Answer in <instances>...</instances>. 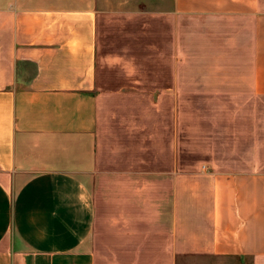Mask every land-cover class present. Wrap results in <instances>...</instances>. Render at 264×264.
I'll list each match as a JSON object with an SVG mask.
<instances>
[{
  "label": "crops",
  "instance_id": "obj_1",
  "mask_svg": "<svg viewBox=\"0 0 264 264\" xmlns=\"http://www.w3.org/2000/svg\"><path fill=\"white\" fill-rule=\"evenodd\" d=\"M123 1L165 24L172 98L187 78L225 102L212 157L154 156L146 124L141 147L105 142L122 0H0V264H264V0Z\"/></svg>",
  "mask_w": 264,
  "mask_h": 264
},
{
  "label": "rangeland",
  "instance_id": "obj_2",
  "mask_svg": "<svg viewBox=\"0 0 264 264\" xmlns=\"http://www.w3.org/2000/svg\"><path fill=\"white\" fill-rule=\"evenodd\" d=\"M144 9L142 4L134 8L122 0L120 6L115 5V18L103 22L100 29L96 88L105 95L104 140L108 146L131 143L141 147L146 124L153 131L154 156L212 157V107L224 108L225 102L212 101V95L202 91L210 86L199 79L194 84L189 79L188 84L186 78L179 86L182 92L196 94L184 95L183 100L169 95L177 86L170 83L172 54L163 47L168 39L162 31L165 24L146 19ZM135 11L137 15L130 14ZM181 262L215 264L193 259Z\"/></svg>",
  "mask_w": 264,
  "mask_h": 264
}]
</instances>
